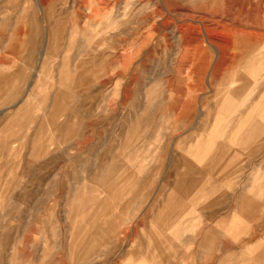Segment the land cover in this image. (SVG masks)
<instances>
[{"label":"rangeland","instance_id":"obj_1","mask_svg":"<svg viewBox=\"0 0 264 264\" xmlns=\"http://www.w3.org/2000/svg\"><path fill=\"white\" fill-rule=\"evenodd\" d=\"M0 264H264V0H0Z\"/></svg>","mask_w":264,"mask_h":264},{"label":"crops","instance_id":"obj_2","mask_svg":"<svg viewBox=\"0 0 264 264\" xmlns=\"http://www.w3.org/2000/svg\"><path fill=\"white\" fill-rule=\"evenodd\" d=\"M256 44L253 39L242 37V39L236 40V45L234 49L244 51L246 49H249L251 47H254ZM220 47V46H218ZM226 54V53H225ZM238 91V90H236ZM255 107L251 111L256 110ZM259 112V111H256ZM37 140V139H36ZM209 144H205V147H208ZM181 165L183 170L178 171L177 177H176V195H170L167 197V203H165L163 206V210L156 215V220L158 223H160L161 226L169 228L174 226L175 220H177V217H180L181 214V204H183L182 196L191 195L195 189L198 186V180H200V173L198 175L196 167L193 166L189 161L186 159L181 160ZM178 167V165H177ZM240 211L245 217H254V210L257 206L256 202L252 200V198H246L242 199V202L240 203ZM255 207V208H254ZM178 233L174 232V235H177Z\"/></svg>","mask_w":264,"mask_h":264}]
</instances>
